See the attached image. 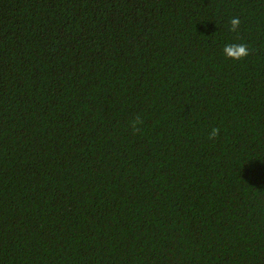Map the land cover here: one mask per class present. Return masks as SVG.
<instances>
[{
    "label": "trees",
    "instance_id": "1",
    "mask_svg": "<svg viewBox=\"0 0 264 264\" xmlns=\"http://www.w3.org/2000/svg\"><path fill=\"white\" fill-rule=\"evenodd\" d=\"M0 264H264V0H0Z\"/></svg>",
    "mask_w": 264,
    "mask_h": 264
},
{
    "label": "clouds",
    "instance_id": "2",
    "mask_svg": "<svg viewBox=\"0 0 264 264\" xmlns=\"http://www.w3.org/2000/svg\"><path fill=\"white\" fill-rule=\"evenodd\" d=\"M228 24L230 25L229 31L231 32H237L240 25H241V19L238 16H234L229 18ZM224 55L232 60H242L246 58L250 54V50L247 44L239 43V44H226L223 48ZM142 123L140 120V117L137 116L136 120L132 123L133 131H139V128L137 125ZM219 135V129L213 128L209 139H215Z\"/></svg>",
    "mask_w": 264,
    "mask_h": 264
}]
</instances>
